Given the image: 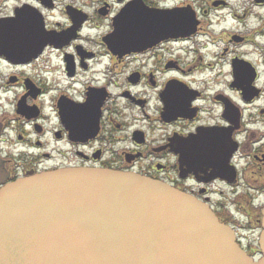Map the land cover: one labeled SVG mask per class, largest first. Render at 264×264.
Masks as SVG:
<instances>
[{
  "label": "flooded vegetation",
  "instance_id": "flooded-vegetation-1",
  "mask_svg": "<svg viewBox=\"0 0 264 264\" xmlns=\"http://www.w3.org/2000/svg\"><path fill=\"white\" fill-rule=\"evenodd\" d=\"M67 169L189 195L258 260L264 0H0V191Z\"/></svg>",
  "mask_w": 264,
  "mask_h": 264
},
{
  "label": "water",
  "instance_id": "water-1",
  "mask_svg": "<svg viewBox=\"0 0 264 264\" xmlns=\"http://www.w3.org/2000/svg\"><path fill=\"white\" fill-rule=\"evenodd\" d=\"M209 207L147 178L67 169L0 191V264H264Z\"/></svg>",
  "mask_w": 264,
  "mask_h": 264
}]
</instances>
